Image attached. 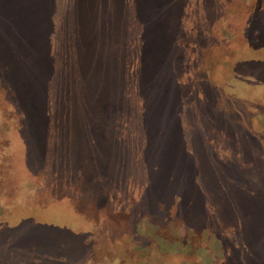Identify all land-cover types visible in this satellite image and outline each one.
<instances>
[{
    "label": "rangeland",
    "instance_id": "374dc122",
    "mask_svg": "<svg viewBox=\"0 0 264 264\" xmlns=\"http://www.w3.org/2000/svg\"><path fill=\"white\" fill-rule=\"evenodd\" d=\"M0 264H264V0H0Z\"/></svg>",
    "mask_w": 264,
    "mask_h": 264
},
{
    "label": "trees",
    "instance_id": "16d2710c",
    "mask_svg": "<svg viewBox=\"0 0 264 264\" xmlns=\"http://www.w3.org/2000/svg\"><path fill=\"white\" fill-rule=\"evenodd\" d=\"M76 128H80V126H79V125H77V126H76Z\"/></svg>",
    "mask_w": 264,
    "mask_h": 264
}]
</instances>
